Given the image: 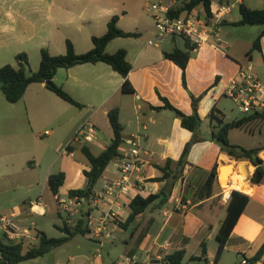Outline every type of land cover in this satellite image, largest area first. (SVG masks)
Listing matches in <instances>:
<instances>
[{"label":"crops","instance_id":"1","mask_svg":"<svg viewBox=\"0 0 264 264\" xmlns=\"http://www.w3.org/2000/svg\"><path fill=\"white\" fill-rule=\"evenodd\" d=\"M45 1L56 15L81 19V27L89 25L95 29L98 25H104L103 29L96 34L84 33V37H79L77 41L72 40L78 54L86 53L93 48L92 37L104 35L108 29V22L114 15L119 16L118 26L122 30L139 34L138 37L116 38L106 49L108 53H114L121 48L127 51V60L132 65V70L127 76L134 89L132 93L122 91L125 79L104 62L80 64L68 69H59L56 73L54 82L81 103L82 109L97 107L94 111L82 112V121H90L95 127L93 140L87 143L76 141L62 154L74 158L75 153L81 150L84 144H87L94 154H100L110 144L114 135L108 112L118 108L120 122L124 127V142L120 148L121 157L128 150L127 139L135 134L141 135L142 148L148 155V165L143 174L144 180L131 196H122L116 200L108 196L101 199L98 196L107 181L118 177L117 167L114 171L106 168L90 197L91 200H98V210L91 209L88 200L82 209L81 218L84 220L82 228L86 233L81 234L75 231L74 237L67 242L74 252L69 254L67 262L55 261L53 264H161L165 254L179 249L185 250L184 264H188L186 259L191 264H214L218 248L217 234L226 217L228 205L221 199L224 188L219 180V169L227 165L233 166V171L228 178L230 190L245 193L250 200L234 227L218 264H224L225 254L231 253L237 256L234 264H239L244 258L251 259L264 243V178L261 183H254L252 176L255 166L248 160H234L221 150L213 140V127L218 123L213 121L210 115L215 110V115L224 123L244 117L235 116V119L228 121L230 117L227 110L221 108V104L230 99L226 95L227 89L238 77L240 69L248 65L252 66L253 72L264 84V34L259 48H253L264 26L234 25L241 16L232 17L231 10L222 22L223 43L202 45L190 59L186 68V88L183 84L182 69L173 61L164 58V52H170L174 48L184 49L185 40H183V47L178 45L180 38H168L161 44L149 45L148 41L153 38V35L155 36L153 22L141 19L136 20L133 28L127 26L129 19H140L149 0ZM235 1L239 6L243 4L250 9L264 8V0ZM246 1L250 4H246ZM233 2L234 0H223L222 4L232 6L233 9L235 6ZM20 4V0H0V17L5 19L4 22H0V67L9 64L11 57L15 60L19 53L14 49L22 42L17 26ZM141 39L146 40V45L143 47H139L137 43ZM66 40L58 50H53L49 46L46 48L52 55L65 54ZM113 44L122 46H117V50L111 52L109 48ZM61 70L65 71L59 77ZM39 84L42 88H46L44 83ZM31 86L28 87L23 98ZM192 94L195 97L203 95L198 105V113L202 119L199 136L202 140L193 144L188 155L186 182H188L189 190H187L185 201L183 200V181L179 179L174 182L167 204L162 208H149L127 229L121 228L118 222H125L129 217L131 213L129 204L136 195L146 198L165 190L167 185L165 181H152L162 175L158 167L163 166L167 159L178 161L185 145L194 136L191 131L182 127L180 118L173 111L163 108L165 102L162 98H166L171 105L183 113L191 115L193 113ZM50 103L63 111L67 109L51 97ZM31 105L33 117L39 114L45 115L46 118H53L49 117L43 105H38L36 101ZM32 113L30 111L29 116ZM23 115L15 104L7 105L0 98V161L4 162L0 167V190L3 192H10L15 183L20 185V170L15 165V157L19 155V144L26 130ZM259 124L261 122L232 129L229 132L230 142L242 145L240 142L231 140L232 132L244 130L254 135ZM258 130L261 132L260 129ZM73 135L74 132L66 138L68 139L66 146ZM258 146L263 147L264 142L247 148ZM59 147L55 148L56 153ZM83 157L88 164L84 155ZM113 161L117 162V159ZM54 162L56 163L57 160ZM215 164H218L219 192L205 200H197L195 193ZM87 166L88 169H84L83 173L90 169L89 164ZM49 175L46 179L48 187ZM84 176L81 175L80 184L71 183L70 190L83 188L81 185L85 184ZM233 176L245 184L247 189L239 190L234 187ZM65 181L70 182L69 174H66ZM62 187L59 192L61 196L63 195ZM40 199L41 205L35 206L32 210L30 208L33 201L21 208L17 206L10 208L19 226L24 224L25 217L33 211L45 213L46 204L43 203L42 198ZM178 201L185 203L187 209L179 208ZM109 210L118 214L119 217L116 221L109 220L104 231L99 235L95 233L98 219L101 213ZM95 211L98 212L97 216ZM89 213L94 220L93 226L88 225ZM81 218L79 217L78 220ZM56 226L61 227L57 224ZM213 241H216L214 246L211 245ZM203 243L207 249V256L200 260L198 258L201 256ZM254 264H264V259Z\"/></svg>","mask_w":264,"mask_h":264},{"label":"trees","instance_id":"2","mask_svg":"<svg viewBox=\"0 0 264 264\" xmlns=\"http://www.w3.org/2000/svg\"><path fill=\"white\" fill-rule=\"evenodd\" d=\"M223 0H192L188 4L189 7L203 5L205 9L211 13V6L213 2L222 4ZM224 5V4H222ZM182 7L179 11L183 10ZM239 12L241 19L234 23L237 26H264V8L262 9H250L247 6L241 4L239 6ZM179 13V12H178ZM119 16L114 15L108 22L107 32L102 36H93V48L86 53L78 54L75 50L73 42L69 39L66 40V52L65 54L52 55L47 49L42 48L40 50V64L37 71L28 70L29 57L25 52L18 53L15 57L18 67H14L11 64H6L0 67V92L5 96L9 103H18L25 95L28 87L35 83H44L46 88L54 93L56 96L64 100L65 102L82 108L83 105L74 99L67 91L58 86L54 82V77L59 69H68L76 65L87 63L104 62L112 67L114 71L119 73L124 79L122 91L124 93H132L130 82L127 79L129 72L132 70V65L127 60V51L123 48L117 50L114 53H108L106 51L107 46L116 38H129L138 37L136 32H126L118 26ZM264 34V30L259 34L253 44L254 49L259 48L261 37ZM185 40V48H174L170 52H164V58L173 61L182 69L183 84L187 88L186 68L193 54L197 51L198 47L192 44L190 41ZM203 95L192 97L193 113L187 115L175 108L166 98H162L165 102L163 108L173 111L181 120L183 128L193 133V139L188 142L182 155L178 161L173 159H167L163 166L158 168L162 172L160 177L152 179V181H165L167 184L174 181V177L177 174L176 182L182 179L184 185L183 200L185 201L187 190L189 185L186 176V167L189 165L188 155L195 142L201 141L199 131L202 125V119L198 113V105ZM119 109L113 108L108 112V118L113 130V139L110 144L100 154H94L87 144L82 146V153L88 161L89 170L84 171L86 177V185L81 189L69 190V196H78L80 198H90L93 190L102 177L104 171L113 160L121 158L120 148L124 142L123 130L124 127L120 122ZM210 118L216 121L218 125L213 127V140L220 146L221 150L228 154L232 159L237 161L248 160L255 166V172L252 176V181L256 184L262 182L264 178V160L260 157V153L264 151V146H258L253 148H247L242 145L232 144L229 140V132L235 128H243L247 125L255 122L264 121V110L261 112H254L245 115L241 119L234 120L232 122L224 123V121L215 115V110L212 111ZM70 147H68V150ZM66 179L64 172L50 174L48 178V185L54 195L59 194L60 188L63 186ZM219 180H218V164H215L212 170L208 173L203 184L198 188L195 193L197 200H205L214 196L219 192ZM170 195L162 190L158 194H151L144 198L141 195H136L130 201L131 213L125 222H118L121 228L127 229L130 224L151 207L162 208L169 201ZM250 197L245 193L238 190L231 192V200L227 205V214L223 220L220 229L217 234L218 248L214 264H218L223 252L226 249L228 240L234 227L236 226L239 218L246 209ZM84 220L81 218L78 221L76 227H70L64 225L61 231L64 236L60 238H53L47 236L42 231H37L36 240L32 242V245L25 248V242L23 238L20 241H13L7 239L5 236H0V264H21L22 262L45 256L52 252L54 249L66 244L71 238L74 237L75 231L85 234V230L82 228ZM185 250L179 249L174 252L165 254L161 264H184ZM207 256V249L205 243L202 244V253L198 258L200 260L205 259ZM264 259V243L258 252L249 259L250 264H254Z\"/></svg>","mask_w":264,"mask_h":264},{"label":"rangeland","instance_id":"3","mask_svg":"<svg viewBox=\"0 0 264 264\" xmlns=\"http://www.w3.org/2000/svg\"><path fill=\"white\" fill-rule=\"evenodd\" d=\"M165 1L167 0H149L146 6ZM20 3L17 26L21 34L22 42L15 47L14 51L19 53L25 52L28 54V70H38L39 60L41 58L40 50L42 48L47 49L46 46H49L53 50H58L63 45L65 39L77 41L79 37L85 36L84 33H87V35L91 32L96 34L100 32L104 26L98 25L95 29L89 25L81 27V19L64 18L60 15H56L50 10L45 0H20ZM233 3L235 6L232 9V17H240L239 4L236 3L235 0ZM246 4L250 3L246 1ZM146 6L139 17L140 19L128 20V27L133 28L136 20L139 21L142 19L143 21L146 20L150 23L153 22L152 15L148 12ZM4 20L5 19L0 17V22H4ZM154 41L156 44H161L164 40ZM145 42V39H141L137 43L139 47H143L146 45ZM178 45L180 47L184 46L183 39L180 38V40H178ZM117 46L122 45L113 44L110 46L109 50L113 52L117 50ZM9 62L12 66L18 67L12 57ZM64 71L65 70H61L59 72V77ZM40 85L41 84L39 83L32 84L25 98L21 99L18 103H15L24 114L23 124L26 128L25 135L22 136L19 144V155H16L15 157V165L20 170V185L18 186L17 183H15L10 192H3L0 190V215H14L12 209H10L13 206L21 208L30 201L35 202V200L42 198L43 203L46 204L45 213L41 214L39 211H33L25 217V222L20 227L23 232L30 237L36 236L37 231L41 230L49 237L60 238L64 236L61 228L64 226V220L66 219L67 214H65L58 206L54 194L47 186L46 179L48 174H55L62 171L65 172V174H69L70 182L65 181L62 187V196L64 197L67 196L68 190L71 188V183L75 182L76 185L80 184L81 175L84 176L83 170L88 169V164L84 159L81 150L75 153L74 158H69L67 155H63L62 152L65 151L66 148V142L68 140L66 138L73 132L75 135L77 128L83 122L82 112L85 113L88 110L94 111L97 107H87L84 109L78 108L65 102L45 87L42 88ZM50 97L59 101V103L67 109L63 111L60 107L57 108L52 105V103H50ZM0 98L3 99L4 103L7 105H12V103H9L6 100L1 92ZM34 101H36L38 105H43L46 108L49 117L53 118H46L45 115L41 116L39 114L38 116L33 117L31 104H33ZM221 108L227 110L230 117L228 121L235 119V116L241 117L248 115L241 113L231 99L223 101ZM30 111L32 113L31 116H29ZM258 129H260L262 133L259 132ZM46 131H49L50 134L46 135ZM256 131L257 132L252 135L244 130H234L232 132L231 140L234 142H240L245 147L255 146L264 142V121L258 125ZM74 135L70 138L72 139ZM58 146L60 147L58 153H56L55 148ZM260 157L264 160V153L260 155ZM54 160H57V162L55 163ZM3 163V161H0V167H2L1 164ZM116 163V161H112L108 166V170L114 171L116 169ZM230 173L231 171L225 175V178L228 179ZM86 182L85 177V184L81 186L84 187ZM226 186V183H222L223 188ZM97 215L98 212L95 211V216ZM77 217L78 220L79 216ZM56 224L61 227H57ZM71 227L73 228L74 226ZM24 242L25 248H27L32 245V242L36 243L37 240L26 238L24 239ZM215 244L216 241L211 243L212 246ZM68 245L69 244L66 243L45 256L31 259L22 262L21 264H53L55 261L65 263L67 262L69 254L74 252ZM236 260V255L232 253L225 254L223 263L234 264ZM185 261L188 262V264L190 263L187 259Z\"/></svg>","mask_w":264,"mask_h":264},{"label":"built area","instance_id":"4","mask_svg":"<svg viewBox=\"0 0 264 264\" xmlns=\"http://www.w3.org/2000/svg\"><path fill=\"white\" fill-rule=\"evenodd\" d=\"M192 0H167L147 5L148 12L152 15L155 36L148 41L149 45H157L154 40H165L168 38H181L190 41L192 44L200 47L205 44L221 45L223 43L221 27L226 15H228L232 6L222 5L213 2L211 13L203 5L189 7ZM182 7L183 10L179 11ZM179 12V13H178ZM226 95L237 106L243 114H251L264 110V84L257 74L253 72L252 66L248 65L240 69L236 77L226 91ZM95 127L90 121H85L79 125L74 137L68 143L65 151L68 150L74 142H91L94 138ZM46 135L50 132L46 131ZM128 150L124 156L117 160L116 167L118 177L107 181L102 192L98 194L101 199L108 196L112 199H118L122 196H131L137 191L144 180V171L148 165V155L143 150L141 144V135L135 134L127 139ZM228 185L222 193V201L226 204L231 200V190ZM60 209L67 214L66 225L76 226L78 224L77 216L82 217V209L88 200L89 207L98 210V200L91 198H80L78 196L55 195ZM41 205V199L32 203L31 210L35 206ZM178 207L187 209V205L178 201ZM118 214L109 210L101 213L98 219V227L95 231L101 234L109 220L116 221ZM93 217L88 215V225L93 226ZM0 236H5L9 240L20 241L23 238L36 240V236L30 237L24 233L22 228L16 223V216L2 215L0 217ZM239 264H250L249 260L244 258Z\"/></svg>","mask_w":264,"mask_h":264},{"label":"bare ground","instance_id":"5","mask_svg":"<svg viewBox=\"0 0 264 264\" xmlns=\"http://www.w3.org/2000/svg\"><path fill=\"white\" fill-rule=\"evenodd\" d=\"M241 169V168H240ZM233 170V167H228V166H226L225 168H224V174L222 175V178H221V180H222V183H226V185H228V179L227 178H225V175L229 172V171H232ZM249 176V175H248ZM247 176V177H248ZM234 177V176H233ZM234 179V183H233V185H234V187H236L237 189H239V190H246L247 189V186L245 185V184H243L239 179H237V177H234L233 178ZM227 187V186H226Z\"/></svg>","mask_w":264,"mask_h":264},{"label":"water","instance_id":"6","mask_svg":"<svg viewBox=\"0 0 264 264\" xmlns=\"http://www.w3.org/2000/svg\"><path fill=\"white\" fill-rule=\"evenodd\" d=\"M263 153H264V151H263ZM228 167H233L232 165H227ZM226 166H222V167H220V169H219V180H220V183L222 184V180H221V178H222V175L224 174V168H225ZM233 171V170H232ZM231 171V172H232ZM231 174V173H230ZM230 176V175H229ZM177 179V174L175 175V177H174V181ZM174 181H172V182H170V183H168L167 185H166V187H165V192L167 193V194H169V195H171V193H172V189H173V187H174ZM228 185H229V181H228Z\"/></svg>","mask_w":264,"mask_h":264}]
</instances>
